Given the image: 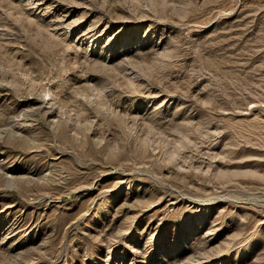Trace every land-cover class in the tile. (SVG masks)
<instances>
[{
	"label": "rangeland",
	"instance_id": "1",
	"mask_svg": "<svg viewBox=\"0 0 264 264\" xmlns=\"http://www.w3.org/2000/svg\"><path fill=\"white\" fill-rule=\"evenodd\" d=\"M0 264H264V0H0Z\"/></svg>",
	"mask_w": 264,
	"mask_h": 264
},
{
	"label": "bare ground",
	"instance_id": "2",
	"mask_svg": "<svg viewBox=\"0 0 264 264\" xmlns=\"http://www.w3.org/2000/svg\"><path fill=\"white\" fill-rule=\"evenodd\" d=\"M43 100H44V99H43ZM43 100H41V102H40L41 104H43V102H44ZM5 169H6V168H5ZM6 171H7V170H6ZM4 173H5V172H4ZM4 173H3V174H4Z\"/></svg>",
	"mask_w": 264,
	"mask_h": 264
}]
</instances>
